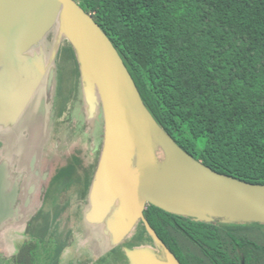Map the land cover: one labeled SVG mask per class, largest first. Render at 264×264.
<instances>
[{"label": "trees", "instance_id": "obj_1", "mask_svg": "<svg viewBox=\"0 0 264 264\" xmlns=\"http://www.w3.org/2000/svg\"><path fill=\"white\" fill-rule=\"evenodd\" d=\"M79 2L113 41L168 136L218 172L264 183V0ZM61 49L77 59L69 39ZM81 95L74 87L69 103H82ZM103 138L102 121L91 183ZM8 145V139H0V161ZM63 169L54 175L58 184L68 183L60 175ZM50 195L45 193L34 217L25 205V218L12 217L2 224L0 231L20 224L26 228L17 252L0 246V264H62L64 243L52 246L46 237L52 221L45 213ZM144 214L173 254L177 249L182 264H264V222L197 220L153 204ZM40 217L44 224L35 226ZM254 230L260 232L254 236ZM125 247L163 251L141 219L121 244L99 256L121 251L128 259Z\"/></svg>", "mask_w": 264, "mask_h": 264}, {"label": "water", "instance_id": "obj_2", "mask_svg": "<svg viewBox=\"0 0 264 264\" xmlns=\"http://www.w3.org/2000/svg\"><path fill=\"white\" fill-rule=\"evenodd\" d=\"M58 22L64 33L57 40ZM54 26V38L49 42L44 37ZM66 39L76 49L86 92H96L100 97L104 123V144L91 184L86 221L100 220L111 213L114 218L113 223L108 221L109 230L118 233L119 245L141 219L163 249L164 256L149 247H125L131 264H181L146 218L148 204L197 220L219 217L264 222V183L218 172L168 136L147 107L113 41L79 0H0V112L5 114L0 113V121H11L7 115L14 118L15 110L34 93L36 78L15 92V80L19 81L31 59L48 58V88H53L55 71L51 67ZM38 44L39 50L34 51ZM42 48L45 51L40 55ZM30 73L31 67H27L25 76ZM157 129L168 139L162 143L167 162L161 166L154 145ZM133 158L135 174L130 172ZM35 161L34 155L32 168ZM14 163V157L0 161V227L18 215V185L14 182L11 186ZM33 189L34 185L29 193ZM116 202L121 203L118 210Z\"/></svg>", "mask_w": 264, "mask_h": 264}, {"label": "flooded vegetation", "instance_id": "obj_3", "mask_svg": "<svg viewBox=\"0 0 264 264\" xmlns=\"http://www.w3.org/2000/svg\"><path fill=\"white\" fill-rule=\"evenodd\" d=\"M44 51L45 48H42L40 55H43ZM46 60L41 59L38 61L31 59L23 72H21L22 75L19 81L15 80V92H18L20 87H25L32 78L38 79V85L34 93L21 108L15 110V145L12 151L15 154L13 156L15 163L11 171V186L14 182L18 185V197L15 204L18 208L16 218H25L23 209L25 205L29 207V217H34L39 210L41 199L45 197V193L49 192V195H51L50 197L48 196L45 209V213L49 212V218L53 216V218L60 221L63 218V214H66L70 221H79L81 218L82 220H86L87 216H85V212L90 205V192L92 188L90 181L92 179L91 175H93L90 166L99 159L98 140L100 138L99 136L89 135L81 138L78 134L83 132V130L87 131L86 127L89 123L93 127L95 123L99 126L100 116L102 115L99 113V108L95 109L92 111L91 121H88L90 117L86 112L87 104H84L83 101L77 104L69 103L73 89H70L65 95L62 91L63 88L55 86L57 88H54L53 103H50L53 88H48V81L45 82L49 74ZM32 62L34 65H32ZM27 67H31V73L26 77L25 72ZM57 74L59 75V71H57ZM12 85L14 87V84ZM43 100L45 104H42ZM59 100L60 102L58 103ZM80 110L83 112H81V115L84 120L81 116L77 115ZM0 113L2 116L5 115L3 112ZM29 114L38 117L40 130L37 128L34 130V126L30 124V119L27 118ZM9 118L7 115V120L13 119ZM0 137L8 139L9 143L11 141L9 134L0 133ZM77 139L88 140L86 144L83 143L84 145H81L76 142ZM34 155L36 156V161L32 168L31 160ZM77 160H82V164H79ZM60 167H64L60 175L68 182L66 184H58L55 180L54 175ZM69 171L72 177L67 178ZM33 185L34 189L29 193ZM56 188L59 190L54 192ZM51 189L54 190L51 191ZM28 197L29 200H27ZM32 207L34 208L33 210L31 209ZM83 209H85L84 212ZM41 218L34 220L35 224ZM214 221H219V218H215ZM72 229L69 228L65 231V236L61 238V244H70V241L74 237ZM91 248H89L87 253H77L75 257L67 260V262L64 261L63 256H65V253L62 250V264H93V262H97V264L128 263V260H126L121 251L99 256ZM174 254L177 256V249Z\"/></svg>", "mask_w": 264, "mask_h": 264}, {"label": "rangeland", "instance_id": "obj_4", "mask_svg": "<svg viewBox=\"0 0 264 264\" xmlns=\"http://www.w3.org/2000/svg\"><path fill=\"white\" fill-rule=\"evenodd\" d=\"M58 22L56 24V28L59 30H56V39L61 38L63 36V30H62V24ZM55 26L51 27L50 30L45 35V39L49 42L53 40ZM42 44V42H40ZM40 44L34 46L32 49L35 51V49L39 50ZM43 45V44H42ZM56 45V44H55ZM55 45L51 49H49L48 57H51V54L54 50ZM69 52L66 49H61L57 57L54 59L52 67L55 71V77L53 81V90L51 92L52 99L50 103H53V96H54V88H57L58 86L63 88V93L66 95L70 89L79 88V90L82 91V97L84 104H87L86 106V112L88 116L90 117L88 121H91L92 111L99 108V113L101 114V102L99 95L95 93H91L90 90L86 92V83L85 79L82 75L81 66L79 63V60L72 57ZM57 71H59V75L57 74ZM49 72V67H48ZM61 72V73H60ZM48 75L47 79L48 81ZM49 85V83H48ZM57 86V87H55ZM89 86V84H88ZM86 87V88H85ZM96 89V88H95ZM42 104H45L44 100ZM81 110L77 113V115L81 116V118L84 120L83 116L81 115ZM83 113V112H82ZM30 119V124L34 126V130L41 129L40 124L38 123V117L34 115H30L27 117ZM33 119V120H32ZM32 120V121H31ZM35 121V122H34ZM79 121V120H78ZM80 122V121H79ZM92 124L89 123L86 127L87 131L83 130V132H80L78 135L79 137L83 138L86 136H99L100 139H102V116H100V124L99 126H91ZM45 128V127H42ZM158 130V129H157ZM155 130L156 137H154V145L157 155V163L158 165H162L167 162V156L163 147L162 143H167L168 139L167 137L160 131ZM0 133L2 134H9L11 136V141L7 147L6 153L1 158H12L15 156V154L12 153L15 145V117L11 119V121H0ZM0 139H6L1 138ZM88 139H77L76 142H78L81 145L86 144ZM84 143V144H83ZM12 165V164H11ZM136 168V161L135 158H133L131 165H130V172L132 171L134 174V169ZM134 176V175H133ZM115 209L118 210L121 207L120 202H116ZM34 209L33 207L31 208ZM31 210V212H32ZM85 209H83L84 212ZM113 218L111 216L104 217L100 220H94V221H86L85 219L79 220V221H70L69 217L66 216V214H63V218L59 220H54L53 216H51L50 220V231L47 233L46 237L48 238V242L52 246L55 244L60 245L59 242H61V238L65 236V231L69 228H73V238L70 241L69 245L64 244L63 253H65V256H63L64 261L67 262V260L73 258L76 256L77 253H87L89 251V248L94 249L95 253L102 254L109 251L114 245L118 243V233L113 232L112 230H109V223L113 221ZM219 218V217H218ZM115 220V219H114ZM116 222V221H115ZM24 223V222H22ZM113 223V222H112ZM25 224V223H24ZM44 222H36L35 226L40 227L43 225ZM251 226H260L257 224H254V222L248 223ZM27 225V224H25ZM26 227L23 224H20L19 226H15L14 228L4 227L0 231V246L5 249L9 253L17 252L19 243L24 237V229ZM257 230L251 231L253 234H258L260 231L256 232ZM63 233V235H62ZM34 237L39 240L41 238L40 235L34 234ZM66 247V248H65ZM65 249V250H64ZM161 255L164 256V254L161 252ZM163 258V257H162ZM164 259V258H163ZM128 263L131 264L129 259Z\"/></svg>", "mask_w": 264, "mask_h": 264}, {"label": "bare ground", "instance_id": "obj_5", "mask_svg": "<svg viewBox=\"0 0 264 264\" xmlns=\"http://www.w3.org/2000/svg\"><path fill=\"white\" fill-rule=\"evenodd\" d=\"M158 131V130H157Z\"/></svg>", "mask_w": 264, "mask_h": 264}]
</instances>
